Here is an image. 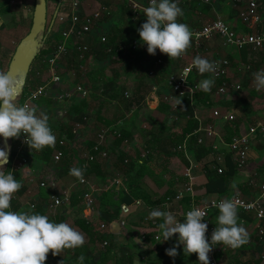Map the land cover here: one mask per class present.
<instances>
[{"label":"crops","instance_id":"obj_1","mask_svg":"<svg viewBox=\"0 0 264 264\" xmlns=\"http://www.w3.org/2000/svg\"><path fill=\"white\" fill-rule=\"evenodd\" d=\"M69 1L70 0H62L63 3ZM80 1L84 8L89 9V5L93 0ZM103 2L109 6L110 11L103 16L102 21L99 23L102 28L110 29L113 25H117L118 28L122 27L128 31L132 30L135 32L134 34H138L137 29L139 26L137 24H139V22L134 21V24H131L129 22L128 16L125 12H123L122 8H120L118 4L120 2L116 0H103ZM178 3H182L181 6L189 4L193 7L192 11L183 13L182 17H178L179 22L185 23L188 26L198 25V22L212 20L217 15H220L223 19H225L229 24H231L235 29L239 31L252 32L254 30L252 28H248L246 25H239V23L242 21L238 18V10L233 6V4L226 3V5L222 6L221 9H219L218 6L215 7L212 3V5L209 6V10H207L206 5L199 3L180 0H178ZM57 6L58 4L56 5V8ZM129 8L131 7L129 6ZM115 19L122 20L120 22L121 25H118V22H115ZM2 25L3 24L0 25V28L2 27ZM262 28H264V25ZM209 47V52H198L196 50V54H202L201 57L207 58L214 63L216 61L215 56L217 55L220 57H227L230 61L228 79L232 82L240 83L243 87L242 91L240 92H230L232 95L231 98H227L226 100H223L219 103L217 101L218 94L216 93V90L221 85V80L216 79L213 73H205L203 75L198 74V83L201 80L208 78L213 79L215 83L210 92L205 93L199 89L194 95L193 100L190 99L193 110V118L195 121H197L198 127L201 126L207 128L214 126L219 135H223L226 141L228 136L230 137V140H232L233 138L245 133V131L250 126L260 123V120L264 119V108L262 106L261 109L260 106L262 100L264 99V90H256L253 77V73L257 72L258 70L264 69V46L260 49H253L249 46L243 50H238L236 48L224 46L219 38H215L214 40L209 41ZM194 51L195 49L193 48L192 53H194ZM189 52L191 55V51ZM187 53L188 50H186V52L182 56L175 59L173 58V60L171 61L166 60L164 53L160 52V50L157 49L155 55L148 53L147 58L141 60V64H146L147 66L153 68L155 66V62L158 59H162L163 63L157 68H161L162 71L168 69L170 73L172 71L183 68L186 64L193 61L191 59L188 61V59L186 58ZM245 66H250V68L247 70ZM31 70L33 71V69ZM131 73L134 74V78L130 77L128 81L130 83L132 81L135 85L132 86L131 84H129L128 86L123 87L124 94L128 91L131 93V96L134 95L139 84L141 82H144L145 89H142V95L144 97L143 101L141 102L142 106H138L139 104H135L130 109L126 108V106H124V108L118 106L116 108H113L111 112H109L107 109L106 114H102L101 116L100 114H98L100 108L96 112L93 110H88L86 119H84V122L80 125V132H86H84L85 134H83L82 136L85 139L84 144L87 145V148H91L95 144L98 138V134L103 129V127L110 128L111 133L108 135L107 143H105L104 145L106 150L109 152L110 158L108 157L107 160L99 158L98 162H96V164H100L99 168L98 166H93L94 164H88V166L84 169L85 175L84 182L82 183L79 179L69 174V170L72 167H76V163L79 161L76 159L74 150L67 149L65 151L66 158L68 159L67 168L69 169L67 171L68 173L63 175L60 174L61 170L56 171V175H53L52 169H50L49 166L50 163H47L44 159L38 156V162L40 163V165H43L44 168L48 170V172H44L40 169L36 170L34 165L33 170L35 172L33 170H28V176L29 172L36 173V175L39 177L36 179L38 180V182L45 180L49 177V175H52L53 179L51 182H49L46 188L40 187L37 184L39 189H42L39 194L38 192H32V188H29L31 196H34V198H30V200L33 204H37L39 200H42L45 204L44 208L46 210V207L49 204V195L52 192L64 190L69 191V202L71 203V201H76L77 203L74 206H70L68 202L61 209L62 212L71 216L73 215L75 219L78 217L86 218L92 224L95 230L107 236L102 240L96 241H99L100 244H102L104 240L112 241L115 246V249L112 251L105 264H199L198 256L196 253L185 255L183 251V245L180 244L179 246H177L176 238L178 236H173L169 240L163 242H160L159 239L155 238L157 234H160V229L158 228V225L153 226L150 223V220L148 219L149 212L153 209L170 211L174 213L177 218H180L182 220L186 210L189 209L192 204L202 205L210 199H228L233 195H244L247 198L255 196L259 192V185L264 182V172L262 171V167H264V133L258 132L251 138L252 140L250 141V150L248 154V166L243 170L237 171L230 190L223 195L211 193L200 197L197 196L198 201H196L195 194L197 193V188H199V182L205 178L206 168L209 166V164H211L210 162L214 161L210 157V151L209 153L204 154L199 158L197 156V151L193 147H191L192 145H194L192 140H190L192 139V135H187L183 140L182 148H179L180 150H182V154H173L170 156H165L163 154H154L151 159L147 158L149 149L155 146L158 140L169 138L173 135H180L182 133L183 129L187 126L189 115L182 112L183 98L180 102V109L178 111H175L172 109V101H168L166 99L169 96L172 95L173 97L174 95L168 88H166L165 86H160L159 84L155 85V83L150 84L148 80L142 78L137 79L135 77V70H133ZM38 74L39 72H32L30 74L29 84L31 87H37V82L41 81L39 80L40 75ZM44 81L45 80L43 79L42 82L45 83ZM115 81H119V77L116 78ZM65 82L66 84H68L66 78ZM238 93H241L240 96L242 98H237ZM113 95H115L113 96V98L116 97L117 99H120L123 96L122 93ZM91 98L92 97H89L87 98V100H90ZM251 98L255 99V101L252 103V106H255L254 108H251L249 110L243 107L242 103L246 104V100ZM50 99L52 98L41 96L34 101L32 108L37 109V104H35L37 100L46 102V106L48 107ZM217 109H219V111L223 114H234L236 116L235 121H225L218 118L214 113ZM41 111L44 110L42 109ZM136 111L140 112V114H136ZM243 111L245 113H243ZM179 113L181 115H179ZM239 116H243L242 119L239 120ZM250 118H252L251 122ZM90 120H92V123L89 122ZM235 122H238V124ZM235 125L237 126V130L234 128ZM89 126H93L94 129L97 128V131H89V129L92 128ZM198 127L196 128V130L198 129ZM145 129L147 130L145 131ZM196 130H194L193 134L197 136V133L195 132ZM122 131L126 132V134H128L130 137L125 139V141L121 145H116V141L118 138L116 133ZM200 133L201 132H199V134ZM62 136H65V133H63L61 137ZM215 139L218 140L217 137H215ZM18 142L19 138H17L15 144H17ZM210 145L211 140L205 138L204 147L210 149ZM220 147L222 151H224V153L229 151L228 146L225 144H221ZM120 154H123L125 156L135 155L130 159V161H133V164L136 165L132 166L128 169V171H126V168L122 166L121 161L119 160V157H121ZM82 160L84 162V159ZM125 161H127V159ZM189 167L192 168L194 195L190 196L186 194L183 198L184 201L181 200L178 202L167 204V196L175 195L176 193L183 190L186 183L184 173L185 170ZM107 174H109V177H107ZM116 180H120L121 183L117 184ZM103 181L105 182L104 188L101 186L95 187V185L97 186L98 183L102 184ZM133 183H136L137 186ZM91 185L94 186L97 190V203L93 208L87 206L82 197V192L89 191ZM112 188L119 189V192L115 194L113 201L117 202V204H115L113 206V209L109 210L108 212L115 215L114 209L116 207H119L120 210L117 216L113 218V221L105 222L101 218L102 213L100 209H98L99 202H101V197L103 195L97 192H108ZM241 188H248V193L243 192ZM122 190L128 193L132 192V194L138 191H140V193H143L142 190H146L148 192L145 193H150L151 195H153V200L156 198L158 199L160 197H164L165 195L166 197L160 205L149 204L142 198L135 199L134 202L126 204L125 202H119L120 198L123 196V193H120V191ZM44 191H48L49 193H44ZM111 191L114 192V190ZM118 194L119 197L116 199ZM187 197L191 200V203L186 208L185 198ZM20 201L22 203L24 202L21 199ZM122 205L126 206L128 210L124 211ZM165 205H167V208L165 207ZM11 209L12 208H10L9 210L12 211ZM244 213L248 215V219H245V217H242L238 213V223L247 230L249 236L248 242L234 250H225L224 253L220 256L222 264H264V261H262L260 257L262 251L264 250V245L260 243L258 234H254L253 230L250 229V227L254 226L255 231H257L258 220L255 217L254 213ZM218 214L219 210L211 212L210 218L215 226L218 222ZM157 220L159 224L161 221L159 219ZM122 221L125 222L123 225ZM102 223L106 224L104 232H102V229L100 227ZM74 224L76 225V228L80 229V227L76 223ZM250 232L252 234H250ZM85 235L87 234L85 233ZM206 237L210 242V238L207 232ZM174 246H177V255L175 257L169 256L166 253V249Z\"/></svg>","mask_w":264,"mask_h":264},{"label":"clouds","instance_id":"obj_2","mask_svg":"<svg viewBox=\"0 0 264 264\" xmlns=\"http://www.w3.org/2000/svg\"><path fill=\"white\" fill-rule=\"evenodd\" d=\"M143 14L147 20L137 31L141 43L147 45L149 54L155 55L159 49L170 59L178 58L191 46L192 32L189 26L178 21V17L183 16L178 0H150ZM256 43L259 44V40ZM192 66L201 75L216 72L215 63L204 57H195ZM189 71L190 68H185L180 76L185 79ZM253 77L256 90H264V69L253 73ZM214 83L211 78L203 79L196 87L207 93ZM21 87L22 80L17 75L10 71H0V137L19 138L25 134V141L31 151L54 147L56 136L49 126L47 115H38L36 109L28 104H17ZM7 163L8 152L0 148V264H45L50 251L55 256L65 249L82 247L86 242L83 233L67 222H55L44 214L31 211L9 210L13 194L22 185L11 172L5 173L2 170ZM69 174L84 182V169L72 167ZM116 183L121 181L117 180ZM212 203L218 208L219 214L210 242L206 237V213L200 208L193 207L184 214L182 220H178L170 211L153 209L148 219L161 221L158 224L160 242L178 234L176 244L183 245L185 255L196 253L199 264H210L209 253L214 245L222 244L236 249L249 239L247 230L238 223L237 204L234 201L220 200ZM122 208L128 210L126 206L122 205ZM177 246L166 249V253L175 257ZM78 260L84 264L85 257L80 255Z\"/></svg>","mask_w":264,"mask_h":264},{"label":"built area","instance_id":"obj_3","mask_svg":"<svg viewBox=\"0 0 264 264\" xmlns=\"http://www.w3.org/2000/svg\"><path fill=\"white\" fill-rule=\"evenodd\" d=\"M118 2L127 3L133 13L135 18L142 17L143 9L150 5V0H116ZM180 1H188L199 3L203 5H212L213 0H180ZM227 3L233 4L234 7L238 10V18L242 21L244 25L248 28H256L252 32H242L235 29L231 24H229L222 16L217 15L214 19L209 20L203 25H194L189 26L192 37L191 43L195 50L199 52H209V41L214 40L215 38H219L223 45L230 48H236L238 50H243L247 47H252L253 49H260L264 46V0H226ZM110 11V8L107 4L103 2V0H93L89 9L84 8L80 0H70L69 2H62L60 7L56 13V18L54 21V26L58 25L57 31H60L66 39H73L76 41L77 49L80 53L87 52L90 45V34L95 31V27L99 24L102 17ZM99 42L107 45V52L112 53L113 49L108 44V37L106 35H102L99 38ZM259 40V44L256 41ZM132 49H141L147 50V45L142 44L140 38L133 39L128 48ZM64 47H60L51 53L48 57L49 65L51 68L56 66L55 64L60 59L62 53L65 52ZM117 54L120 52H127V47L119 46L117 50ZM119 57V56H118ZM216 61V72L213 73L216 79L221 80V85L217 88L216 93L218 95L229 94L232 91L240 92L242 91V85L237 82H232L229 80V69H230V61L227 57L215 56ZM120 58V57H119ZM163 63L162 59H158L155 62V66L151 68L149 71L150 75H154L156 73L157 67H159ZM247 70L250 66H245ZM185 68H190V71L187 73L185 79L180 75L184 73ZM86 70V68L84 69ZM200 74L196 70L194 66H192V61L186 64L183 68L179 70H175L169 73V75L162 82L166 88H168L173 95L166 98L168 101H172V109L178 111L180 109L181 99L184 97H189L193 100L194 95L199 90L196 86L197 75ZM38 85L36 88L29 90L23 102L18 100L17 104L23 106L24 104H28L29 107H33V103L36 99L41 96H47L56 100L59 104L64 105L66 102L71 100L73 97H81L87 98L89 95L85 87L81 84L70 87L65 82V76L59 72L51 71V76L49 79L44 81ZM125 96L130 97V92H125ZM175 97V98H174ZM63 113V112H62ZM66 111H64V114ZM215 115L223 119L225 121H234L236 116L232 113L223 114L217 109ZM81 124L78 123L75 125L74 133L76 134V141H79V135ZM79 131V133H78ZM197 133V143L200 145L205 144V138L211 140L210 145V157L217 164H221L225 159V153L222 151L220 145L225 144L228 146L229 151L233 152L234 160L237 164L238 170H243L248 166V157L250 150V141L251 138L255 136L258 132L264 133V124L257 123L255 125L250 126L245 133L239 135L238 137L233 138L230 142H227L223 135H219L214 126L211 127H201L195 131ZM199 132H201L199 134ZM111 133L110 128H103L99 134L98 139L95 144L91 148H85L82 152V158L84 162L82 164L83 169H85L88 164L94 161L97 157H101L105 160L109 157V152L105 148V143H107L108 135ZM116 135L119 137L121 134L117 132ZM218 138V140L215 139ZM67 140L65 137H62L60 140L61 146H64ZM29 145L25 141V134H22L19 137V142L14 145L15 156L13 164L15 168L13 169H22L30 166L29 158L25 155V151L28 150ZM62 156V150L57 151L55 154V160L58 161ZM262 171L264 172V167H262ZM36 173H30L29 177L30 181L38 184L40 187H47L49 182L52 181L53 177H48L41 182H38L36 179ZM184 176L186 178V183L182 191L176 193L175 195L167 196L166 203L171 204L173 202H178L183 200L185 195H194V182L192 176V168L189 167L185 170ZM117 181V180H116ZM120 181V180H119ZM96 189L91 185L89 191L85 192L83 195V199L87 206L90 208L95 207L97 203L96 198ZM70 200V193L67 190L64 191H54L49 195V212L53 215H56L59 210H61L65 204H67ZM220 200H232L237 204V210H242L244 212H251L255 214V217L258 220L257 223V234L260 238V243L264 245V182L259 185V192L255 196H251L250 198L245 197L244 195H233L228 199L218 198V199H210L206 201L203 205L192 204V206L186 210L189 211L193 207L200 208L205 211L206 216L204 221L208 224L207 233L209 238H211V234L216 228V226L211 221V212L218 210V208L213 206V201L219 202ZM33 207L34 204L32 203ZM185 212V213H186ZM181 220L180 218H177ZM125 222L122 221V225ZM150 223L153 226L158 225V220H150ZM101 229L104 230L106 227L105 223L101 224ZM174 236H178V234H174ZM156 239L160 238V234L155 236ZM109 244L108 240H104L103 246ZM225 250H234L233 248L217 244L212 247V250L209 253L210 264H222L220 260V256L224 253ZM261 260L264 261V250L262 251Z\"/></svg>","mask_w":264,"mask_h":264},{"label":"rangeland","instance_id":"obj_4","mask_svg":"<svg viewBox=\"0 0 264 264\" xmlns=\"http://www.w3.org/2000/svg\"><path fill=\"white\" fill-rule=\"evenodd\" d=\"M60 1V0H59ZM58 1V2H59ZM217 1V2H216ZM5 4V5H9L10 10L7 13H1L0 14V25H2V27L0 28V33L3 34L2 35V50L3 52L0 55V61L4 64V70L0 69V71H6L9 65V62L11 60L12 54L17 46V41L23 36L25 35L28 30L30 29L31 26V21H32V12H33V4H34V0H0V5L1 4ZM48 13H47V18H48V23L51 20V10L55 7L57 0H48ZM226 0H213V5L216 7L218 6L219 9H221L222 6L226 5ZM182 3H178V6L182 8L183 13L186 12H190L193 10L192 5H183L181 6ZM209 6L211 5H206L207 10H209ZM103 19V17H102ZM102 19L100 20V22L102 21ZM116 20V19H115ZM179 20V18H178ZM122 20H116L115 22H118V25H121L120 22ZM209 20H205L202 22H198V25H203L206 22H208ZM99 22V23H100ZM243 23L240 22L239 25H242ZM244 25V24H243ZM116 27H118L117 25H115ZM245 26V25H244ZM57 27L56 26H52L51 28V32H58L57 31ZM97 27V26H96ZM95 27V30H96ZM251 29V28H250ZM256 29V28H254ZM94 32V31H93ZM61 35H56V37L54 38V42L60 41L59 45L56 47V49H59L60 47H64L65 52L62 53L60 59L57 61V63L55 64L56 66H54V68H51V66L49 65V61L48 58L46 59V54L40 56L39 58H36L35 61L33 62V65L31 67V69H33L32 72H39L38 75H40L39 80H47L49 79V77L51 76V71H55V72H59L61 74H63L65 76V78L67 79V82L69 84L70 87L76 86V85H83L85 87V89L88 92V96L92 97L88 102L84 99H81V97H73V99H71V101L66 102L64 105L59 104L56 100H49V104L48 107L46 106V102L41 101V100H37L35 102V104H37V114H41L43 113L44 115H47L48 117V123L49 126L51 127L53 133L56 136V142H59V140L61 139V136H59L57 138V131H58V126H60L61 124H70L71 123V118H74L73 116H77L79 113H84V114H88V110L91 111H98L100 108V111L98 112V114H100V116L103 114H106V110L108 109L109 112H111V110L113 108H116L118 106L124 108V106L126 105V99L128 98L127 96H125L124 94V90L123 87L128 86L129 84H131L132 86H134L135 84H133V82L131 81V83L128 81V79L134 78V74L131 73L133 70L136 71V75L135 77L138 79H145L148 80L149 83L151 84V82H156V80L150 79V77L147 75L146 70L148 69L149 66H147L146 64H140L139 66H137L138 64L136 62H134L135 60V56L133 55V61H128V63H124L121 62L118 56H111L109 57L107 54H105L99 46L96 45H91L90 49L85 52V53H80V51L77 49V45H76V41H74L73 39H66L63 34L60 32ZM94 33L90 34V37H93ZM106 35V34H105ZM137 35V34H136ZM102 36V34L97 35V38L99 39ZM107 36V35H106ZM138 38V36L136 37ZM48 46L44 45L43 48H46ZM141 50V49H140ZM188 53L186 58L188 59V61L194 60V57L197 56H202V54L197 55L196 54V50L194 51V53H192L193 50V46L191 43V46L187 49ZM220 50V49H219ZM218 50V51H219ZM191 51V55L190 52ZM199 52V51H198ZM148 54V52L146 53V55ZM190 57H189V56ZM193 55V56H192ZM180 61V60H179ZM132 63H134L135 67L132 69H128L129 65H131ZM141 63V62H140ZM71 64V68H68V65ZM77 65V66H74ZM133 65V64H132ZM35 68V69H34ZM86 68V70H84ZM131 71V72H130ZM169 73L168 69L163 70L162 74L159 75L158 79H164L167 74ZM119 77V81H115L116 78ZM37 84H39L37 82ZM243 87V86H242ZM244 89V88H243ZM122 93V97L120 99H117L116 97L113 98V94H120ZM241 93H238V97L237 98H242ZM231 93L229 94H225V95H217V101L220 103L223 100H226L227 98H231ZM262 99V98H261ZM255 101V99L251 98L246 100V104L242 103V106L247 108V109H251L254 108L255 105L252 106V103ZM118 102V103H117ZM81 104L80 106V112H77L76 110H72L71 114H64L65 111V107H68V104ZM116 103V104H115ZM50 105V106H49ZM245 105V106H244ZM247 105V106H246ZM261 109L262 106L264 108V99L262 100V103L260 104ZM43 109L44 111L40 110ZM45 108V109H44ZM115 111V110H114ZM139 111V110H138ZM136 111V114H140V112ZM255 111V110H254ZM63 112V113H62ZM256 112V111H255ZM96 116V114H95ZM250 118V122H251ZM90 123H92V120L89 121ZM249 122V123H250ZM260 123H264V119L260 120ZM92 127L89 129V131L93 130L94 132L97 131V128L94 129L93 126H89ZM105 128V127H103ZM147 129H145L146 131ZM85 131L80 132L81 135H79V141H67L66 144L63 146L64 148L67 149H72L75 151V156L76 159L79 160L76 163V167L82 168V162H83V158H82V152L85 148H87V145L84 144L85 143V139L82 136ZM66 134V132H65ZM85 136V135H84ZM98 139V138H97ZM13 140V139H12ZM113 144V143H111ZM83 148V150H82ZM82 150V152H81ZM144 151V150H143ZM54 154V153H53ZM128 154V153H127ZM135 155H127L126 159L127 163L131 162L130 159L132 157H134ZM81 157V158H80ZM110 158V156H109ZM129 158V159H128ZM34 159V163H32L30 166L22 168V169H13L15 168L13 161L14 158L11 161V164L7 166V168L4 170L5 173L8 172H13V171H17L18 173V178H16L22 185V187L13 194V198L11 200V205L14 204L16 201H20L23 200L24 208H28V206H30L32 204L30 198H34V196H31V192H29V188H32V192H39L42 190L39 189V187L37 186V182H31L30 178L28 176V170L31 171L33 170V166L37 169H40L44 172H48V170H46V168H44L43 165H40V163L37 160V156L35 155ZM125 159V160H126ZM76 161V160H75ZM133 164V161L131 162ZM12 164H13V168H12ZM56 165L55 164H49L50 169L51 166ZM136 164H133V166ZM48 166V167H49ZM34 171V170H33ZM35 172V171H34ZM53 175H56V173H54V171L52 170ZM51 173V174H52ZM84 175H85V171H84ZM49 177H52V175ZM107 177H109V174H107ZM36 178H39L38 176H36ZM38 181V180H37ZM36 182V183H35ZM104 184V185H103ZM105 187V182L103 181V183H98L97 186L95 185V187ZM111 190H114V192H112ZM111 191V199L108 198V200L106 201H101L99 202V206L98 209H100L101 213L105 212L106 210H108V207L110 206V210L113 209V201H114V197L115 194L119 192V189H115L112 188ZM83 191L82 192V197L85 194ZM97 193H101V195H104L105 191L102 192H97ZM119 197H116V199ZM84 198V197H83ZM30 203V204H29ZM12 208V207H11ZM12 210V209H11ZM50 212L47 211L46 216H48V218L52 221L55 222H67L70 226H72L73 228H75L77 231L83 233L84 237H85V244L82 247H78L75 249H65L63 250V252H61L58 255H52L51 251L48 253V264H67L69 262V258L72 256H78L79 255H83L85 257V259L87 260H91V262L93 264L97 263V255L103 251V249L105 250L106 247L103 246V243L100 244L99 241H91L89 239V237L87 235H85V233L76 228L75 226V217L69 214H66L64 212L59 211V213L54 216L53 214H49ZM62 217V220L60 219ZM250 229L253 230V233L256 234L257 231H255V227L252 226L250 227ZM103 232V231H102ZM250 234H252L250 232ZM90 262V261H89ZM69 264H76V263H69Z\"/></svg>","mask_w":264,"mask_h":264},{"label":"trees","instance_id":"obj_5","mask_svg":"<svg viewBox=\"0 0 264 264\" xmlns=\"http://www.w3.org/2000/svg\"><path fill=\"white\" fill-rule=\"evenodd\" d=\"M58 1L59 0H57L56 5L58 4ZM118 4H119L120 8H122L123 12H125L126 15L128 16V20H129V22L131 24H134V21H138L139 24H137V25L139 27H141V25L144 22H146L147 17L145 15H143L142 17H140L138 19L135 18L132 9L129 8L127 3L120 2ZM56 5L51 10V12H52L51 13V17L52 18H53V15H54V11L56 9ZM48 8H49V5H48ZM9 10H10V7H9L8 4L5 5V4L2 3L0 5V14L1 13H7V12H9ZM52 18H51V20H52ZM51 20H50V22H51ZM28 32H29V30H28ZM93 33H94L92 35L93 37L89 38V41H90L91 45H93V46L94 45H98L100 47V49L105 54H107L109 57H111V56H113V57L114 56H119L120 57L119 59H120L121 62L128 63L129 60L133 61L132 59H133V55H134L135 59H137V60L134 61V62H136L138 64L137 66H139L141 64L140 62H141L142 59L147 58V55H146L147 50L132 49L130 47L128 48V45L130 44V42L133 39H135L137 36L139 37V32L136 35V34H134L135 32L132 31V30L128 31V30H125V28H122V27L118 28V27H116L114 25L110 29H108V28L104 29V28H102V26L100 24H98L97 27H96V30ZM58 34L61 35L60 31L52 32V33H50L48 35L47 40L45 42V45L48 46V47L43 48L41 50V53L38 55L37 58H39L40 56L46 54V56H47L46 59H47L51 55V53L56 50V47L60 44L59 43L60 41L54 42L53 40L56 37V35H58ZM99 34H102V35L106 34L107 35L108 44L113 49L112 53L107 52V50H106L107 49V45L99 42L100 40L97 38V35H99ZM2 35L3 34L0 33V55L3 52V50H2V47H3L2 46V38H1ZM25 35H23L17 41V43H19V41ZM119 46L127 47V52H120V54H117L118 52H116L115 50H117ZM164 56H165L166 60H171V61L173 60V58L170 59V57L167 54H165V53H164ZM132 64L129 65L128 69H132V68L135 67L134 63H132ZM74 66H77V65H74ZM71 67H73V66H71V64H69L68 68H71ZM151 68L152 67H148V69L146 70V73L150 77V79L156 80V82H151V83L152 84L155 83V85L159 84L160 86H164V85H162V82L165 80V78L162 79V80L158 79L159 75H161L162 72H163L161 70V68H157L156 73L154 75H150L149 71L151 70ZM0 69H2V70L5 69L4 68V64L1 61H0ZM31 73H32V70L30 71L29 76L27 78V82H26L23 94L21 96L20 102H23V100L25 98V95H26V93L29 90L36 88L35 86L31 87L30 84H29V77H30ZM168 75H169V73L167 74V76ZM38 83L39 84H37V85H40L43 82L39 81ZM142 89H145V83L144 82H141L139 84V86L137 87V90H136L134 95H132V96H130V97H128L126 99V101H125L126 102V105H125L126 108L130 109L135 104H139L138 106H142L141 102L144 99V97L142 95ZM197 95H198V93H197ZM81 99H84V98H81ZM84 100H86L87 102L89 101L87 99H84ZM190 101L191 100H190L189 97H184L183 98V107H182L183 109H182V112L187 113V115H189L188 116L189 118H188V121H187V126L183 129L182 133L180 135H173V136H171L169 138H163V139L158 140V142L155 144V146H153L151 148L149 147L150 149H149V154L147 155V158L151 159V157L154 154H156V155L157 154H163L165 156H170V155H173V154H178V155L182 154V150H180L179 148H182L183 140H184V138L187 135H192L191 136L192 139H190V140H192L194 145H192L191 147H193L197 151V156L199 158L202 157L204 154L209 153L210 149L207 148V147H204V145L198 144L197 143V136L195 134H193L194 130H196V128L198 127V123L193 118L192 104H191ZM80 106H81L80 103L76 104V105L75 104H70L68 107H65V111H66L65 114H71L73 108L77 112H80ZM182 112H181V114H182ZM243 113H245V112L243 111ZM181 114L179 113V115H181ZM73 117L74 118H71V123L70 124H66V125L65 124H61L60 126H58L57 138L59 136H61L63 133L66 132L65 136H62V137H65L66 140L70 141V142L71 141H76L75 140L76 139V134L74 133L75 125L78 124V123H80V124L83 123L84 119H86V114L79 113L77 116H73ZM242 117L243 116H239L238 117L239 120L242 119ZM235 123L238 124V122H235ZM234 128L237 130V126L236 125H235ZM78 133H79V131H78ZM120 134L121 135L119 137L117 136L118 138H117V141H116V145H121L125 141V139L130 137L128 134H126V132H123V131L120 132ZM12 139H13L12 154H11V160L9 162V165L11 164V161H12L13 157L16 154L15 150H14V144L17 141V138H12ZM60 140H59V142L55 143L54 147H45L43 150H40V151H37V150H32L31 151L30 147H29L28 150L25 151V155L29 158L30 165L32 163H34V159L33 158H35V155H36L37 157L39 156L42 159H44L47 163H50V162H51V164H55L56 163V165L51 166V169L54 171V173L56 171H58V170H61V172H60L61 175L68 173L67 172L68 169H69V168H67L68 159L66 158V155H65V151L67 150V148H64L63 146H61ZM227 141H229V142L231 141L229 136L227 137ZM59 150H62V156H61V158L58 161H56L55 160V154ZM120 156L121 157H119V160L121 161L122 166H124L126 168V169L125 168L124 169L126 171H128V169L131 168L133 166V164L131 162H129V163L125 162V159H126L125 155L120 154ZM99 158H101V157H97L94 161L90 162L89 164L90 165L94 164L93 166H98V168H99L100 164H98V163L96 164V162H98ZM210 163L211 164H209V166L206 168L205 178L202 179L199 182V188H197V193L195 194V200L196 201H198L197 196L200 197V196H204V195L211 194V193H217V194L223 195L226 192H228L230 190L231 186H232L234 176L236 175V173L238 171L237 164H236V162L234 160V157H233V152H231V151L225 152V159H224V162L222 164H217L214 161H211ZM142 166H144V165H142ZM12 174L14 175L15 178H18L17 171H13ZM133 184H135L137 186L136 183H133ZM241 190L243 192H245V193H248V188H241ZM142 191H143V193H140V191H138V192H135L134 194H132V192L128 193V192L122 190V191H120V193H123V196L120 198L119 202L120 203L125 202L126 204H129V203L134 202L135 199L142 198L146 202H148L149 204H152V205H157L158 204V205H160L165 200V197H166V195H165L164 197H160L158 199L156 198V199L153 200L152 199L153 195H151L150 193L149 194L145 193V192H148L146 190H142ZM44 193H49V192L48 191H44ZM111 196H112V194H111V191L109 190L107 193H105L101 197V201H106V200H108V198L111 199ZM108 202H109V200H108ZM185 202H186L185 207L187 208L188 205L191 203V200L187 197V198H185ZM76 203H77L76 201H73V202L71 201V203L69 202V205L70 206H74ZM115 204H117V202H114L113 205H111V206H114ZM22 206H23V203L21 201H16L14 204L11 205L12 211H14V212H16V211H20V212L31 211V212H35V213L44 214V215L46 214L47 211L49 212V208H48L49 206L47 205L46 210H45V208H44L45 204H44V202L42 200H39V202L37 204H34V207H32L30 205V206H28V208H24V207L22 208ZM109 210H110V206L108 207V210H106L105 212H103L101 214V216H102L101 218L105 222L113 221V218H115L117 216L120 208L116 207L114 209V214L115 215L110 214L108 212ZM238 213L242 217H245V219H248V215L246 213H244V211L239 210ZM56 215H54V216H56ZM60 219L62 220V217ZM75 223L80 227V229L84 233L87 234V236H89L90 240L93 241V242L96 241V240H102V239L107 237L105 234H102V233L98 232L97 230H95L94 227L92 226V224L84 217L76 218L75 219ZM102 231L104 232L105 230H102ZM258 240H259V238H258ZM105 247H106L105 250L100 252L97 255V259L98 260H97L96 264H105L107 262L108 258L110 257L112 251L115 249V246H114L112 241H109V244L106 245ZM48 262H49V260H48V254H47V260H46L45 264H48ZM69 263L80 264V262L78 260V256H76V254H75V256L70 257L69 258V262L67 264H69ZM84 264H93V263L91 262V260L85 259L84 260Z\"/></svg>","mask_w":264,"mask_h":264},{"label":"water","instance_id":"obj_6","mask_svg":"<svg viewBox=\"0 0 264 264\" xmlns=\"http://www.w3.org/2000/svg\"><path fill=\"white\" fill-rule=\"evenodd\" d=\"M47 2L48 0H34L32 21L29 32L17 44L6 70V72L10 71L22 80L21 92L17 98V102L23 94L33 62L41 53L47 37L51 32V28L56 18V13L62 3V0L59 1L54 16L49 24L47 18ZM3 144L5 145V150L8 152V163L5 164L2 169L5 170L11 160L13 144L12 138L5 139L0 137V148H3Z\"/></svg>","mask_w":264,"mask_h":264},{"label":"bare ground","instance_id":"obj_7","mask_svg":"<svg viewBox=\"0 0 264 264\" xmlns=\"http://www.w3.org/2000/svg\"><path fill=\"white\" fill-rule=\"evenodd\" d=\"M3 148L5 149V145L3 144Z\"/></svg>","mask_w":264,"mask_h":264}]
</instances>
